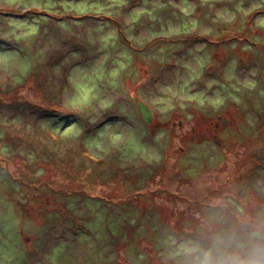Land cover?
Returning a JSON list of instances; mask_svg holds the SVG:
<instances>
[{
	"label": "rangeland",
	"instance_id": "1",
	"mask_svg": "<svg viewBox=\"0 0 264 264\" xmlns=\"http://www.w3.org/2000/svg\"><path fill=\"white\" fill-rule=\"evenodd\" d=\"M260 144L264 0H0V264H264Z\"/></svg>",
	"mask_w": 264,
	"mask_h": 264
},
{
	"label": "water",
	"instance_id": "2",
	"mask_svg": "<svg viewBox=\"0 0 264 264\" xmlns=\"http://www.w3.org/2000/svg\"><path fill=\"white\" fill-rule=\"evenodd\" d=\"M138 109L140 111L142 119L144 120V122L146 124H148L151 121V112H150V110L143 103H138Z\"/></svg>",
	"mask_w": 264,
	"mask_h": 264
},
{
	"label": "flooded vegetation",
	"instance_id": "3",
	"mask_svg": "<svg viewBox=\"0 0 264 264\" xmlns=\"http://www.w3.org/2000/svg\"><path fill=\"white\" fill-rule=\"evenodd\" d=\"M236 40H237V38H235ZM262 140H260V142H261ZM257 145H255V147H256ZM261 144L260 145H258L257 147H258V149H259V151L258 152H262V149L264 148V145H262L261 147ZM169 264H172V262H170Z\"/></svg>",
	"mask_w": 264,
	"mask_h": 264
},
{
	"label": "trees",
	"instance_id": "4",
	"mask_svg": "<svg viewBox=\"0 0 264 264\" xmlns=\"http://www.w3.org/2000/svg\"><path fill=\"white\" fill-rule=\"evenodd\" d=\"M55 17H56V16H55ZM64 17L70 18V19H72V20L75 19V18H73L72 15H69V14H68V15H65ZM22 184H24V183L22 182Z\"/></svg>",
	"mask_w": 264,
	"mask_h": 264
}]
</instances>
